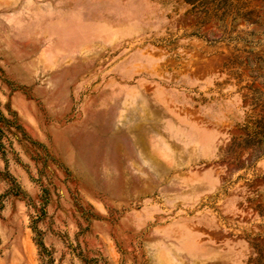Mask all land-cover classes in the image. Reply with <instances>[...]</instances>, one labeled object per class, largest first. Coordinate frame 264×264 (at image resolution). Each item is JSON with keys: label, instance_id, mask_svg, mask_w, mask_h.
Masks as SVG:
<instances>
[{"label": "rangeland", "instance_id": "obj_1", "mask_svg": "<svg viewBox=\"0 0 264 264\" xmlns=\"http://www.w3.org/2000/svg\"><path fill=\"white\" fill-rule=\"evenodd\" d=\"M0 112V264H264V0H0Z\"/></svg>", "mask_w": 264, "mask_h": 264}, {"label": "trees", "instance_id": "obj_2", "mask_svg": "<svg viewBox=\"0 0 264 264\" xmlns=\"http://www.w3.org/2000/svg\"><path fill=\"white\" fill-rule=\"evenodd\" d=\"M15 130L18 132H23L21 130V127L19 124H15L13 121L8 120L3 116V114L0 112V137L7 134H11V131ZM12 136H15V133L11 134ZM0 147L2 148V145L0 144ZM41 247V244H39Z\"/></svg>", "mask_w": 264, "mask_h": 264}]
</instances>
